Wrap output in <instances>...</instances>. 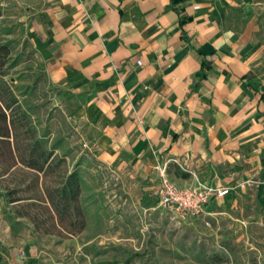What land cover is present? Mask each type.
<instances>
[{
    "label": "crops",
    "instance_id": "0c3cea01",
    "mask_svg": "<svg viewBox=\"0 0 264 264\" xmlns=\"http://www.w3.org/2000/svg\"><path fill=\"white\" fill-rule=\"evenodd\" d=\"M17 1L50 81L105 119L106 160L129 154L179 185L229 187L218 202L252 190L264 208V47L251 0Z\"/></svg>",
    "mask_w": 264,
    "mask_h": 264
},
{
    "label": "rangeland",
    "instance_id": "374dc122",
    "mask_svg": "<svg viewBox=\"0 0 264 264\" xmlns=\"http://www.w3.org/2000/svg\"><path fill=\"white\" fill-rule=\"evenodd\" d=\"M251 2L258 18L256 41L264 47V0ZM0 3L4 37L14 47L7 80L39 133L66 158L70 171L82 175L87 212L86 227L76 235H47L26 221L14 233L0 198V264H264V208L252 190L236 194V202L214 200L186 218L158 206V170H147L129 154L104 158L114 146L103 116L50 81L23 17L24 3Z\"/></svg>",
    "mask_w": 264,
    "mask_h": 264
},
{
    "label": "trees",
    "instance_id": "16d2710c",
    "mask_svg": "<svg viewBox=\"0 0 264 264\" xmlns=\"http://www.w3.org/2000/svg\"><path fill=\"white\" fill-rule=\"evenodd\" d=\"M0 3V198L10 230L25 221L47 235H76L87 224L81 195L84 179L70 171L46 135L39 133L31 113L7 80L14 47L3 33Z\"/></svg>",
    "mask_w": 264,
    "mask_h": 264
},
{
    "label": "built area",
    "instance_id": "2783aa9c",
    "mask_svg": "<svg viewBox=\"0 0 264 264\" xmlns=\"http://www.w3.org/2000/svg\"><path fill=\"white\" fill-rule=\"evenodd\" d=\"M161 183L156 190L158 206L167 209L174 217L186 218L203 212L214 200L230 192L229 187L220 186L195 178L190 184L179 185L171 181L163 167L160 169Z\"/></svg>",
    "mask_w": 264,
    "mask_h": 264
}]
</instances>
